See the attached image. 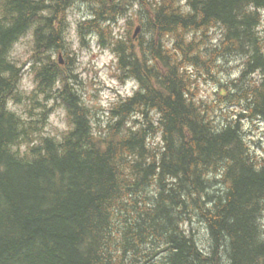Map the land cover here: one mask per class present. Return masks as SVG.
Listing matches in <instances>:
<instances>
[{
    "label": "trees",
    "instance_id": "16d2710c",
    "mask_svg": "<svg viewBox=\"0 0 264 264\" xmlns=\"http://www.w3.org/2000/svg\"><path fill=\"white\" fill-rule=\"evenodd\" d=\"M132 1L0 0V264H264V163L243 128L264 122V79L252 76H264V0H189L188 13L176 0H138L136 16ZM77 4L88 7L77 23L83 42L97 36L119 57L120 78L140 83L109 108L107 123L76 87L77 57L59 61ZM211 27L221 43H206ZM22 38L28 58L10 60ZM233 59L240 76L197 104L199 81L185 66L215 79L240 67ZM25 69L35 73L30 94ZM226 100L238 115L226 109L225 120L217 107ZM57 106L74 127L53 135L46 123Z\"/></svg>",
    "mask_w": 264,
    "mask_h": 264
},
{
    "label": "clouds",
    "instance_id": "9594fccd",
    "mask_svg": "<svg viewBox=\"0 0 264 264\" xmlns=\"http://www.w3.org/2000/svg\"><path fill=\"white\" fill-rule=\"evenodd\" d=\"M181 3L187 5V0H181ZM138 7H139V4L137 3L134 6V8L132 9V12L134 13L135 9ZM249 10L253 11V10H257V9H256L255 5H249ZM183 11L185 13H188V12H191L192 9L190 6H186L183 9ZM258 11L261 14V22L257 26V31L259 32V34L262 37H264V8H260V9H258ZM87 18H89V17L85 16L81 13L76 14L77 20L87 19ZM69 20H73V17L71 15L69 16ZM124 23H125V20L121 19L120 24L124 25ZM123 31H124L123 27L116 29V32L118 34H121V35L123 34ZM212 31H216V30L212 29ZM66 36H67L68 40L73 41L71 43V48L74 50L73 54H79V59H78V62L75 66L74 71L79 73L81 79L85 80L86 82H90L92 79L97 80L98 83H97L96 87L103 88L105 85L107 86L106 89H104L103 91L100 92L98 100H92L90 93L92 92L93 88L91 87V85H89L88 94H85L83 96V98L86 102H88L89 104L101 105L105 109H109V108L114 106V102L118 101V96L124 97L126 99V98L134 96L136 94V91L138 89H140V83L134 77L128 78L123 84L117 78L119 76V72H120V69L118 66L119 57L117 56L116 53L112 52L111 49H104L102 52V55H99L98 58L93 61L92 65H88V60H89L91 54L101 52V49L95 43L96 40L98 39L97 36L91 35L88 37L92 41L91 53L84 52L83 54H80L81 49H80V44H79V37L76 34L75 22H73V24H72L71 34L70 35L66 34ZM219 39H221V33L218 32L217 35L213 38L212 43L216 44ZM187 40H189V41L192 40V33H188ZM165 47L168 49H172L174 52L176 51L175 49L172 48L171 42H166ZM137 51H139V49H137ZM15 55H16L15 50H13L11 55L9 56V59L11 60ZM29 55H31V53H29ZM56 58H57L56 55L53 53L52 59L55 60ZM24 59H27V56H25ZM245 59H246V57H245ZM149 63L151 64L152 61L150 60ZM217 63L221 64V63H223V60L218 59ZM230 64H232V65L240 64V67L233 70L231 72L230 76L225 75L224 72H220L219 77H220V80L222 82L227 83V81L229 79H235V78L239 77L241 74V69L244 67V65L240 63V59H233L230 61ZM105 65H109V67H105ZM30 66L31 65H29V67ZM85 66H88L92 70L89 72H85L84 71ZM185 67H187V69L190 73H193V76L195 75L193 67L191 65H186ZM38 68H39V65H38ZM183 71H184V69L181 68V72H183ZM215 71H216V69H213V72H215ZM8 74L9 73H7V72L3 73V75H5V76H7ZM34 75H35V73H31L29 75H26L24 77V80L22 81V87H24L29 94L36 87V83H33V80H32V77ZM252 76L257 78L255 81L257 84L260 83L261 79H264V76H261L259 69H257L256 72L252 73ZM69 83H73V82L69 81ZM63 87H64V81L62 79H57V81L55 83V88L63 89ZM76 87L79 88L78 85H76ZM111 89H115L116 91L113 92V91H111ZM214 91H216V85L209 84L207 87H205L202 84L201 85V91H200L199 95L195 98L196 103L199 104L201 98L208 100L209 102H212L215 99L212 96V93ZM220 91L224 92L226 90L221 89ZM185 96L187 97L188 93H185ZM40 99L41 100L44 99L43 94L40 95ZM53 103H55L54 100H48L47 101V104L49 106H51ZM7 107L10 111L17 112L18 115H23L25 119L28 118L26 114H23L21 112L19 106L14 105L11 100H9ZM37 111H40V109H37ZM238 111H239V109H238ZM57 114L60 117L66 116V109H64L63 107L57 109V113H54L50 118L52 125H56L60 130H63V131H69V130H71L72 127H74V125L69 124L67 120H64L63 122L58 120ZM103 115L105 117V123H107L108 113L105 112ZM136 115H139V113H137ZM153 115L158 118L160 114L155 109H153ZM129 123H131V121H129ZM259 123H260L259 131H257L255 133V135H253L251 137H246L245 138L246 142L248 140H257V139L264 140V136L261 135V133H264V122H259ZM137 127H139V125H137ZM250 127H251L250 123L247 120H245L243 122V128L245 130H248ZM217 131H219V129H217ZM45 134L47 135L49 133L46 132ZM52 134L55 135V133H52ZM93 135L94 136L98 135V133L95 131V125L94 124H93ZM57 139L58 140L62 139V137L57 136ZM159 141H160V137L157 136L156 142H159ZM38 142L39 141H34V143H38ZM20 147H21V153L20 154H21V156H23L25 150L27 149V145H21ZM250 147L256 153L257 157L261 160V163H264V151H261L260 149L255 148V146H253V145H250ZM12 150L16 151V147L13 146ZM260 166H261V164H257V170H259ZM222 174H223V170H221L220 175H222ZM208 206L211 207V204H209ZM262 223H264V221H262ZM201 251H204V254L208 255V252L205 250L203 245L201 246Z\"/></svg>",
    "mask_w": 264,
    "mask_h": 264
},
{
    "label": "rangeland",
    "instance_id": "374dc122",
    "mask_svg": "<svg viewBox=\"0 0 264 264\" xmlns=\"http://www.w3.org/2000/svg\"><path fill=\"white\" fill-rule=\"evenodd\" d=\"M138 3V0H133L132 1V5L130 6V10H129V14L130 15H134V16H136V13L138 12V10H139V7L138 8H136L135 9V12L133 13L132 12V9L134 8V6L136 5ZM139 4V3H138ZM75 7H71L70 9H69V11L66 13V16L68 17V21H69V23H70V28H69V30H68V32H67V34L68 35H70L71 34V28H72V24H73V22H75V25H76V34H77V36L79 37V44H80V49H81V53L80 54H83L84 52H88V53H91V49H92V41L91 40H87L86 42H83V39H82V37H81V35H80V33H79V31H78V29H77V23L79 22V20H77L76 19V14L77 13H81V11L82 12H86L87 10H88V7H86V9H83V8H85V7H83V6H80V5H74ZM81 10V11H80ZM85 10V11H84ZM72 16L73 17V20H69V16ZM136 18V17H135ZM124 20H125V23H124V25H121L120 24V21L115 25V28L117 29V28H121V27H123V29H124V31H123V33L125 32V30L127 29V26H128V24H127V18H123ZM216 31H213L214 33H218L219 32V29H215ZM210 33V31L208 32V34ZM89 35V34H88ZM87 37H89V36H87ZM25 38H22L20 41H18V43H16V45L14 46V49L13 50H15V53H16V55L15 56H20L21 58H23L24 59V57L25 56H27V58H28V53L26 52V42H25ZM73 41H70V40H68V38H67V36H66V45H65V49L66 50H64L63 48V53L66 55L67 54V52H69L72 56H76L77 57V60H76V64H77V62H78V59H79V54H73L74 53V50L71 48V43H72ZM98 46H99V48L101 49V52H99V53H92L91 54V56H90V58H89V60H88V65H92L93 64V61L94 60H96L97 58H98V56L99 55H102V52H103V50L104 49H111L110 47H107V46H103L100 42H99V40L97 39L96 40V42H95ZM111 51L113 52V50L111 49ZM194 54H196V53H194ZM105 67H109V65H105ZM198 67L197 66H193V70L194 71H196V69H197ZM92 69L91 68H89L88 66H85L84 67V71L85 72H89V71H91ZM233 71V70H232ZM231 70H229V71H225L224 73H225V75H229L230 76V74H231V72H232ZM119 73H121V72H119ZM29 74H31L28 70H26L25 69V71H24V74H23V78H22V81L24 80V77L26 76V75H29ZM119 80H120V82L123 84L128 78H130V77H127L126 79H124V80H122L121 78H120V74H119V76L117 77ZM32 80H33V78H32ZM215 81H217V82H215ZM33 83H34V81H33ZM97 83H98V81L97 80H95V79H92L90 82H86L85 80H84V84H80L79 85V88L81 89V91H82V93H83V96L85 95V94H88V88H89V85H91V87L93 88V90H92V92L90 93V96H91V99L92 100H98L99 99V94H100V92L101 91H103L104 89H106L107 88V86L105 85L103 88H100V87H96V85H97ZM222 83L223 82H221V80H220V77H219V75H217V78H215V79H208V78H206V79H204L203 78V80H202V83L198 86V88L199 89H201V85L203 84L205 87H207L209 84H214V85H216V91H214L213 93H212V96L213 97H215L216 96V94H217V92L219 91V90H221V88H222ZM111 91H113V92H115L116 90L115 89H111ZM217 97V96H216ZM121 97H119L118 96V100L120 99ZM88 103V102H87ZM115 103V102H114ZM224 105L223 106H218L217 107V109L219 110V114H222V117L221 118H225V120L227 119V114H226V112H225V110L226 109H230L231 108V110H230V113H231V115H232V113L233 114H237L238 115V113L236 112V111H234V108L236 107L235 105H231V103L229 102V101H224ZM89 104V103H88ZM53 105H51V107H52ZM89 106L90 107H92L93 108V110H98L99 111V113H101V115L104 117V113L105 112H107L108 114H109V109H105L103 106H101V105H97V104H89ZM230 106V107H229ZM61 107H63V106H57V107H53V109L51 110V112H50V117L48 118V121H47V123H46V129L50 132V133H60V131H62V130H60L56 125H52L51 124V116L54 114V113H57V109L58 108H61ZM64 108V107H63ZM105 118V117H104ZM108 118V117H107ZM57 119L58 120H60L61 122H63L64 120H66V116H64V117H60L58 114H57ZM250 123V125H251V127L247 130L248 131V134H249V136L251 137V136H253V135H255V133L257 132V131H259V129H260V124L259 123H257V122H252V121H250L249 122ZM261 135L262 136H264V133H261ZM254 142H255V144H256V146H255V148H259L261 151H263V148H264V140H261V139H257V140H253Z\"/></svg>",
    "mask_w": 264,
    "mask_h": 264
},
{
    "label": "bare ground",
    "instance_id": "6f19581e",
    "mask_svg": "<svg viewBox=\"0 0 264 264\" xmlns=\"http://www.w3.org/2000/svg\"><path fill=\"white\" fill-rule=\"evenodd\" d=\"M144 14V13H143ZM129 19V18H128ZM213 32V31H212ZM145 35V34H144ZM223 60V59H222ZM226 61V60H225ZM230 62V61H229ZM228 66V65H227ZM70 67V66H69ZM215 82H217V81H215ZM22 89V88H21ZM225 106V105H224ZM246 119V118H245Z\"/></svg>",
    "mask_w": 264,
    "mask_h": 264
},
{
    "label": "water",
    "instance_id": "95a60500",
    "mask_svg": "<svg viewBox=\"0 0 264 264\" xmlns=\"http://www.w3.org/2000/svg\"><path fill=\"white\" fill-rule=\"evenodd\" d=\"M138 31H139V30L137 29L136 34H137Z\"/></svg>",
    "mask_w": 264,
    "mask_h": 264
}]
</instances>
